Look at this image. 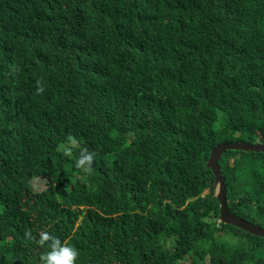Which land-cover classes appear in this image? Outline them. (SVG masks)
<instances>
[{"label":"trees","instance_id":"trees-1","mask_svg":"<svg viewBox=\"0 0 264 264\" xmlns=\"http://www.w3.org/2000/svg\"><path fill=\"white\" fill-rule=\"evenodd\" d=\"M231 142L264 144V0H0V264H41V231L75 264H264L220 222ZM220 165L264 227V154Z\"/></svg>","mask_w":264,"mask_h":264},{"label":"water","instance_id":"water-1","mask_svg":"<svg viewBox=\"0 0 264 264\" xmlns=\"http://www.w3.org/2000/svg\"><path fill=\"white\" fill-rule=\"evenodd\" d=\"M227 151H242L264 154V144H251L247 142L221 144L212 150L210 160L207 164V167L211 168L215 175L216 196L221 203L222 222L233 225L236 228L254 236L264 238V228L262 226L235 216L228 208L227 187L219 166V161Z\"/></svg>","mask_w":264,"mask_h":264},{"label":"clouds","instance_id":"clouds-1","mask_svg":"<svg viewBox=\"0 0 264 264\" xmlns=\"http://www.w3.org/2000/svg\"><path fill=\"white\" fill-rule=\"evenodd\" d=\"M38 91L42 92L43 88L42 87L39 88ZM234 143H238V142H234ZM247 143H250V142H247ZM224 144H229V143H224ZM251 144H254V143H251ZM255 144H263V143H255ZM216 147H214V148H216ZM214 148H212V150ZM212 150H211V153H212ZM94 157H95L94 152L85 151V154L79 160V165H84L86 163L89 166L88 170H90V166L94 160ZM210 157H211V154H210ZM209 160H210V158H209ZM209 160H208V162H209ZM220 161H219V166H220V169H222L221 165H220ZM208 162H207V164H208ZM208 169H211V168H208ZM221 174H222V177L225 179V183H227L226 178L224 177V175L222 173V170H221ZM214 177H215V175H214ZM214 186H215V178H214ZM227 192H228V188H227ZM215 196H216V187H215ZM216 198H217V196H216ZM227 204H228V193H227ZM228 208H229V205H228ZM220 222H222L221 219H220ZM222 223H224V222H222ZM224 224H226V223H224ZM254 224H256V223H254ZM260 226H262V225H260ZM37 243L41 247H44L45 245H47V249H48L41 255V258H40L41 264H75L76 260L79 257V252L76 248L69 246V244L67 242H62L59 239V237L54 236L47 231H41L39 233V239L37 240Z\"/></svg>","mask_w":264,"mask_h":264},{"label":"rangeland","instance_id":"rangeland-1","mask_svg":"<svg viewBox=\"0 0 264 264\" xmlns=\"http://www.w3.org/2000/svg\"><path fill=\"white\" fill-rule=\"evenodd\" d=\"M221 125H222V120H219V121L217 122V124H216V127H217V128H220ZM225 184H226V187L228 188L227 183H225ZM165 240H166V239H165ZM166 242H167L168 245H169V244H172V240H170V239H167ZM200 247H201V244L195 242V243H194V248H190V249H189V250H191L190 256H191L195 251H197Z\"/></svg>","mask_w":264,"mask_h":264},{"label":"bare ground","instance_id":"bare-ground-1","mask_svg":"<svg viewBox=\"0 0 264 264\" xmlns=\"http://www.w3.org/2000/svg\"><path fill=\"white\" fill-rule=\"evenodd\" d=\"M141 194H142V192H141ZM164 199H165V198H164ZM140 200H141V199H140ZM138 202H140V201H138ZM164 202H165V201H164ZM159 203H161V202L159 201ZM138 206H139V204H138ZM136 208H137V207H136ZM168 208H169V206H168ZM137 209H138V208H137ZM137 209H136V210H137ZM166 210H167V209H166ZM167 211H168V210H167ZM169 211H170V210H169ZM139 212H140V211H139ZM139 212H138V213H139ZM120 213H122V212H120ZM123 213H124V212H123ZM127 213H128V212H127ZM133 213H134V211H133ZM136 213H137V212H136ZM136 213H135V214H136ZM139 214H140V213H139ZM114 215H116V214L114 213ZM126 215H127V214H126ZM116 216H117V215H116ZM138 216H139V215H138ZM132 217H134V216H132ZM135 217H136V216H135ZM129 218H130V217H129ZM125 219H126V218H125ZM167 222H168V221H167ZM132 225H133V224H132ZM132 225H131V226H132Z\"/></svg>","mask_w":264,"mask_h":264}]
</instances>
